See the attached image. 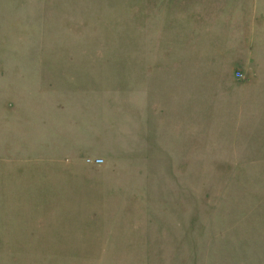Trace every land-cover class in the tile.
I'll return each mask as SVG.
<instances>
[{"label":"rangeland","instance_id":"1","mask_svg":"<svg viewBox=\"0 0 264 264\" xmlns=\"http://www.w3.org/2000/svg\"><path fill=\"white\" fill-rule=\"evenodd\" d=\"M8 148L15 264H264V0H0Z\"/></svg>","mask_w":264,"mask_h":264},{"label":"crops","instance_id":"2","mask_svg":"<svg viewBox=\"0 0 264 264\" xmlns=\"http://www.w3.org/2000/svg\"><path fill=\"white\" fill-rule=\"evenodd\" d=\"M16 52L10 53V55L15 56ZM8 55V54H7ZM41 60V59H40ZM46 83L42 78H40L39 82V93L44 91V87ZM14 90L11 93H7L5 95L6 100L14 101L13 94ZM33 101L28 100V103ZM28 108L29 106L26 105ZM37 105L34 106L35 110L37 109ZM39 108H42V105H39ZM36 119H38V129L40 132L45 131V123L43 122L42 114L37 112ZM42 145V144H41ZM39 152L35 155L36 160L41 161L43 157L46 160V149H37ZM34 171L38 173L46 174L47 172V164L35 165ZM46 184V175L37 176L32 172L26 174L21 184L18 186V194L21 195L17 198V187H16V159L14 150L2 149L0 150V264H15L13 261V252H26L25 250L16 249V245L13 244L16 236V225H17V213H16V205L26 206L31 205V200H33L32 206H38V197L39 195L44 194L43 187ZM39 189L38 191H33L30 196H26L29 190ZM45 201L42 204V212H35L32 214L23 213L18 222L20 226H26L23 223L26 222H35V224H31L33 226H39L42 232V235H39L40 238V249L39 252H45L44 246L46 247V243L44 242V237L47 238L48 233V218H46L45 209ZM23 222V223H22ZM52 250H56L55 246L51 248ZM42 264H44V259H42Z\"/></svg>","mask_w":264,"mask_h":264},{"label":"built area","instance_id":"3","mask_svg":"<svg viewBox=\"0 0 264 264\" xmlns=\"http://www.w3.org/2000/svg\"><path fill=\"white\" fill-rule=\"evenodd\" d=\"M97 162H99L98 160H96Z\"/></svg>","mask_w":264,"mask_h":264}]
</instances>
